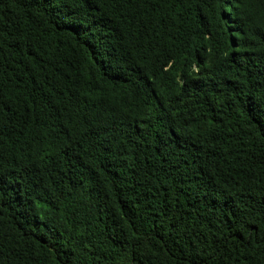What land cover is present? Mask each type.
<instances>
[{
    "label": "trees",
    "instance_id": "trees-1",
    "mask_svg": "<svg viewBox=\"0 0 264 264\" xmlns=\"http://www.w3.org/2000/svg\"><path fill=\"white\" fill-rule=\"evenodd\" d=\"M0 264H264V0H0Z\"/></svg>",
    "mask_w": 264,
    "mask_h": 264
}]
</instances>
